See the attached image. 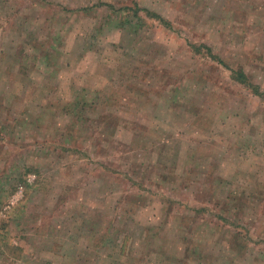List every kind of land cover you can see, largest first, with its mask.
<instances>
[{
	"label": "rangeland",
	"instance_id": "374dc122",
	"mask_svg": "<svg viewBox=\"0 0 264 264\" xmlns=\"http://www.w3.org/2000/svg\"><path fill=\"white\" fill-rule=\"evenodd\" d=\"M232 70L264 95V0H0V264H264Z\"/></svg>",
	"mask_w": 264,
	"mask_h": 264
},
{
	"label": "trees",
	"instance_id": "16d2710c",
	"mask_svg": "<svg viewBox=\"0 0 264 264\" xmlns=\"http://www.w3.org/2000/svg\"><path fill=\"white\" fill-rule=\"evenodd\" d=\"M135 7H136V8H134V9L132 8L133 13H134L135 10H138V9H137L138 7H137V6H135ZM127 9H128V8H125V10H127ZM111 11H112V12L119 13V10H118V9L114 10L112 7H111ZM144 11H145L147 17L149 16V17H152L153 19H157L158 22H159L160 24H162L164 27H167V28H170V27H171L170 24H168V22H167L166 20H164L162 17H160V16H158V15H156V14H154V13H150L148 10H144ZM197 51L199 52L200 50L198 49V50H196V52H197ZM207 51L209 52L210 50L207 49ZM209 55H210L211 57H213V55H212L211 53H209ZM231 75H232V78H233L236 82H239V83H241V84H243V85H245V86L253 87L250 83H249V84L247 83V81H246V79H245V76H244L243 74H241L240 71L238 72V71L232 70ZM259 91H260V90H258L257 87H253V88H252V92H253L256 96L264 97V95H263V94H260Z\"/></svg>",
	"mask_w": 264,
	"mask_h": 264
},
{
	"label": "crops",
	"instance_id": "0c3cea01",
	"mask_svg": "<svg viewBox=\"0 0 264 264\" xmlns=\"http://www.w3.org/2000/svg\"><path fill=\"white\" fill-rule=\"evenodd\" d=\"M99 7H101V6H99ZM103 7H106V6H103Z\"/></svg>",
	"mask_w": 264,
	"mask_h": 264
}]
</instances>
